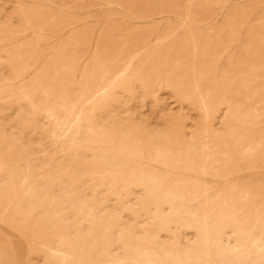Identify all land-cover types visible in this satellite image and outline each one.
I'll return each instance as SVG.
<instances>
[{
  "label": "rangeland",
  "instance_id": "1",
  "mask_svg": "<svg viewBox=\"0 0 264 264\" xmlns=\"http://www.w3.org/2000/svg\"><path fill=\"white\" fill-rule=\"evenodd\" d=\"M0 32V209L23 173L33 193L0 220V264H56L60 235L67 264L131 240L264 264V0H0ZM118 151L153 179L96 157Z\"/></svg>",
  "mask_w": 264,
  "mask_h": 264
},
{
  "label": "bare ground",
  "instance_id": "2",
  "mask_svg": "<svg viewBox=\"0 0 264 264\" xmlns=\"http://www.w3.org/2000/svg\"><path fill=\"white\" fill-rule=\"evenodd\" d=\"M109 10V9H108ZM188 28L190 27V26H187ZM192 28V27H191ZM191 30V29H190ZM150 32V31H149ZM1 33V32H0ZM138 37V36H137ZM191 39H193V38H191ZM141 40V39H140ZM133 42V41H132ZM135 42V41H134ZM142 42H144V41H142ZM147 43V42H146ZM155 43V42H154ZM157 43V42H156ZM110 44V43H109ZM158 44V43H157ZM25 45V44H24ZM145 45V44H144ZM153 45V44H152ZM17 46V45H16ZM181 46V45H180ZM21 47V46H20ZM118 47H120V46H118ZM131 47V46H130ZM141 47V46H140ZM193 47V46H192ZM133 48V47H132ZM133 50H136L135 48L133 49ZM195 50V49H194ZM103 51V50H102ZM118 52V51H117ZM150 52V51H149ZM97 55H99V54H97ZM137 55H140V54H137ZM132 57V56H131ZM21 58V57H20ZM127 61V60H126ZM138 61V60H137ZM108 62V61H107ZM125 62V61H124ZM131 62H132V60H131ZM88 64H89V62H88ZM93 64V63H92ZM125 64V63H124ZM172 64H173V62H172ZM33 65V64H32ZM106 65V64H105ZM112 65V64H111ZM129 65H131V64H129ZM176 65V64H175ZM87 66V65H86ZM85 66V67H86ZM90 66V65H89ZM94 66V65H93ZM109 67H111V66H109ZM129 67V66H128ZM31 68V67H30ZM127 69V68H126ZM85 71V70H84ZM127 71V70H126ZM95 72V71H94ZM102 72V71H101ZM108 72V71H107ZM125 72V71H124ZM124 72H122L121 73V75L119 76L120 77V81H119V83L121 82V83H126L127 82V80H128V77L124 74ZM44 73V72H43ZM90 73V72H89ZM194 73V72H193ZM17 74V73H16ZM81 74H83V73H81ZM81 74H80V76H81ZM107 75H109L108 73H106ZM20 75V74H19ZM34 75V74H33ZM153 75V74H152ZM194 75V74H193ZM35 76V75H34ZM43 76V75H42ZM15 77V76H14ZM17 77H18V75H17ZM40 77V76H39ZM84 77V76H83ZM103 77H104V75H103ZM35 78V77H34ZM33 78V79H34ZM87 78V77H86ZM97 78V77H96ZM32 79V80H33ZM36 79H37V77H36ZM35 79V81L34 82H36V81H38V80H36ZM99 79V78H98ZM31 80V79H30ZM31 80V81H32ZM80 80V79H79ZM95 80V79H94ZM100 80V79H99ZM113 80V79H112ZM112 80H111V82H112ZM193 80H194V78H193ZM29 81V80H28ZM92 81H93V79H92ZM23 82V81H22ZM96 82V81H95ZM102 82V81H101ZM116 82V81H115ZM194 82V81H193ZM31 83V82H30ZM23 84V83H22ZM109 84V83H108ZM142 84V83H141ZM32 85V84H31ZM87 85V84H86ZM38 86V85H37ZM62 86H63V84H62ZM61 86V87H62ZM109 86V85H108ZM107 86V87H108ZM147 86V85H146ZM167 86V85H166ZM28 87H30V86H28ZM33 87V86H32ZM36 86L34 85V89H36L35 88ZM111 87H113V86H111ZM111 87H110V89H111ZM194 87H195V85H194ZM31 88V87H30ZM33 89V88H32ZM108 89H109V87H108ZM141 89V88H140ZM27 90V89H26ZM26 90H25V94H26ZM29 90V89H28ZM37 90H38V88H37ZM60 90V89H59ZM59 90H58V92H59ZM63 90H64V88H63ZM66 90V89H65ZM103 90V87L101 86V84L100 83H96L95 84V86H93V89H92V92H91V95H94L95 93H98V95H100V98H101V96L102 95H104L103 94V92L104 91H102ZM112 90V89H111ZM28 93L30 92V91H27ZM33 92V91H32ZM34 92H36V91H34ZM61 92V91H60ZM65 92V91H64ZM83 92V91H82ZM81 92V93H82ZM196 92V91H195ZM88 93V92H87ZM59 94V93H58ZM32 95H33V93H32ZM31 95V96H32ZM57 95V94H56ZM55 95V96H56ZM82 95H83V93H82ZM207 95V94H206ZM26 96H28V97H30L28 94L26 95ZM86 96V95H85ZM208 96V95H207ZM86 98H88V97H86ZM199 98H201V97H199ZM205 98V97H204ZM28 99V98H27ZM32 100H33V98H31ZM66 99H67V97H66ZM88 99H90V98H88ZM202 99V98H201ZM60 100V99H59ZM87 100V99H86ZM102 100V99H101ZM99 101V100H98ZM203 101V100H202ZM201 101V102H202ZM31 102V101H30ZM57 102H59V101H57ZM89 102V101H88ZM87 102V103H88ZM61 103V102H60ZM80 103V102H79ZM86 103V104H87ZM71 104V103H70ZM54 105V104H53ZM56 105V104H55ZM94 105V104H93ZM198 105H200V104H198ZM83 106V105H82ZM51 107V106H50ZM74 107V106H73ZM202 107H203V105H202ZM226 107H227V105H226ZM204 108V107H203ZM91 109V108H90ZM226 109H228V107L226 108ZM93 110V109H92ZM49 111V110H48ZM53 111V110H52ZM80 111V110H79ZM78 111V112H79ZM50 112V111H49ZM58 112V111H57ZM204 116H205V118H206V116H207V114H208V108L205 110L204 109ZM51 113V112H50ZM49 113V114H50ZM229 114V113H228ZM233 114V113H232ZM78 114H76V116L75 117H78L77 116ZM237 115V114H236ZM52 116V115H51ZM55 116V115H54ZM204 116H203V119H204ZM224 116H225V114H224ZM241 117V116H240ZM243 117V116H242ZM51 118V117H50ZM230 118V117H229ZM229 118H227V119H229ZM100 119V118H99ZM231 119V118H230ZM246 119V118H245ZM74 120H76V119H74ZM79 120V119H78ZM206 120V119H205ZM55 121H56V119H55ZM60 122H62V121H60ZM77 122H79V121H77ZM203 122H204V120H203ZM72 123V122H71ZM92 122L90 121V120H88V125H87V129H88V131H90V130H93L94 131V129L92 128ZM209 126V125H208ZM206 128V127H205ZM206 130V129H205ZM4 133V132H3ZM80 133V127L79 128H77V130H75L73 133H71V135H70V137H69V140H70V142L73 144V145H76L77 143H78V138H77V135ZM88 133H90V132H88ZM229 133V132H228ZM231 134H232V132H230ZM229 133V134H230ZM113 134V133H112ZM206 134V133H205ZM225 134H227V133H225ZM229 134H227L226 136H228ZM242 134V133H241ZM236 135H237V133H236ZM204 135H202V137H203ZM215 136H217V135H215ZM225 136V135H224ZM233 136V135H232ZM206 137V136H205ZM204 137V138H205ZM230 137V136H229ZM4 138H5V136H4ZM214 138V137H213ZM223 138V137H222ZM59 139V138H58ZM93 139L96 141L95 143H97V145H98V147L96 148V149H101L100 147H102V146H104L105 145V141L104 140H101V139H99V138H97L96 136H93ZM201 139V138H200ZM168 140V139H167ZM169 141V140H168ZM234 141V140H233ZM241 141V140H240ZM235 143V142H234ZM82 145V144H81ZM203 145V144H202ZM206 145V144H205ZM235 145H236V143H235ZM178 146V145H177ZM215 146V145H214ZM21 147V146H20ZM70 147H72V146H70ZM76 147V146H75ZM202 147V146H201ZM111 148V147H110ZM204 148H206V146L204 147ZM114 148H112V150H113ZM190 149H193L192 147L190 148ZM196 149H198V148H196ZM202 149V148H201ZM237 149V148H236ZM89 150V149H88ZM94 150V149H93ZM109 150V149H108ZM129 150V149H128ZM77 151V150H76ZM169 151V150H168ZM170 151H172V150H170ZM207 151V150H206ZM175 152V151H174ZM184 153H185V151H184ZM173 154V153H172ZM176 154V153H175ZM107 153H105L104 154V152H102V153H98V155H96V157L98 156L99 158H102V159H104V161L105 162H107V164L109 165V167H111V168H115L116 170L115 171H118L119 170V172H120V174H121V177H122V179H124L126 182H135V183H140V182H145V181H147V180H152L153 179V177L151 176V174L149 173V172H147V171H144L143 169H142V167L141 166H137L136 168H131L130 166H128L127 164H125V163H127V162H125L124 161V159H125V156H124V154H123V152H119L118 151V153H117V161L115 160H113V159H109L108 157H107ZM210 155V154H209ZM172 156V155H171ZM174 156V155H173ZM213 156V155H212ZM93 157V156H92ZM169 157V156H168ZM94 158V157H93ZM164 158V157H163ZM166 158V157H165ZM171 158V157H170ZM177 159V158H176ZM182 159V158H181ZM157 160H159V159H157ZM172 160V159H171ZM174 160V159H173ZM204 160H206V159H204ZM211 160H213V159H211ZM168 161H170V160H168ZM176 161V160H175ZM183 162V161H182ZM157 163V162H156ZM164 163H165V161H164ZM171 163V162H170ZM193 163V162H192ZM218 163V162H217ZM183 164V163H182ZM100 165H101V163L100 162H98L97 163V169H100ZM200 165V164H199ZM122 167V168H117V167ZM190 166V165H189ZM91 167V166H90ZM194 167V166H193ZM199 167V166H198ZM67 168V167H66ZM190 168H192V167H190ZM173 169H175V168H173ZM100 171H102V169H100ZM183 171V170H182ZM27 178V177H26ZM25 174L23 173V176L19 179V182H15V180H11V191L9 192V195H7V196H5V198H4V204H3V206L1 207V209H0V220H5V219H7L8 218V214H9V212L11 211V209L13 208L12 206H13V204H14V201H16L17 203L18 202H22V197L26 194H29L31 197H33V193H32V189L30 188V187H27V186H25ZM124 181V182H125ZM152 182H154V181H152ZM204 183V182H203ZM97 184H98V182H97ZM52 185V184H51ZM205 186V185H204ZM158 191V190H157ZM6 195V194H5ZM188 195V194H187ZM177 196V195H176ZM190 196V195H189ZM228 196V195H227ZM173 197V196H172ZM147 198V197H146ZM176 203V202H175ZM215 203H217V202H215ZM32 205L34 206V204L32 203ZM140 205V204H139ZM221 205V204H220ZM32 206V207H33ZM222 206V205H221ZM220 209V208H219ZM34 210V209H33ZM221 210V209H220ZM32 213V212H31ZM134 213V212H133ZM222 213H223V211H222ZM236 213V212H235ZM156 214V213H155ZM227 214V213H226ZM232 214H234V213H232ZM232 214H230L229 213V215H231L232 216ZM237 214V213H236ZM224 216H225V214H223ZM27 216V215H26ZM230 216V217H231ZM30 217V216H29ZM204 217V216H203ZM210 217V216H209ZM229 217V218H230ZM235 217V216H234ZM255 217V216H254ZM26 221V220H25ZM204 222V221H203ZM234 223H235V221H234ZM204 224V223H203ZM236 224H238V223H236ZM239 225V224H238ZM240 226V225H239ZM205 227V226H204ZM225 227V226H224ZM250 227V226H249ZM45 228H47V227H39V229H38V233L36 234V236L38 237V238H40V236H41V234H42V231H44V229ZM199 229V228H198ZM202 229V228H201ZM206 229V228H205ZM204 229V230H205ZM205 232H207V231H205ZM217 232V231H216ZM239 231L238 230H235V234H237ZM95 233V232H94ZM119 233V232H118ZM231 233V232H230ZM242 233V232H241ZM96 234V233H95ZM243 234V233H242ZM97 236V235H96ZM119 236V235H118ZM195 236H197V234L195 235ZM244 236V235H243ZM208 234L207 233H204L203 235H202V237H200V238H202V240L204 241H202L203 242V244L204 243H206L207 244V241H208ZM80 240V239H79ZM238 240V239H237ZM240 240V239H239ZM242 240H244L243 238H242ZM154 241H156V240H154ZM154 241H151V240H149V242L147 241H139V242H133L132 240L131 241H128V242H126L125 241V244H126V247H127V249H126V252H127V255L125 256V258H114V259H111V258H108V260H105L104 261V263L103 264H112V263H116V264H188V263H186L187 261H190L189 262V264H208L209 263V261H208V257H209V255H208V247L207 246H205V245H200L199 247H198V249H197V251H196V253H194V255L193 256H191V257H189V256H185V255H190V253H188V252H184V251H182V250H180L179 248H176L175 247V249L173 250V251H171V252H167L166 251V253H169V254H172L171 256H167V257H165L166 255H163V256H161L160 255V252H159V250H158V245H156L155 243L156 242H154ZM200 242V241H199ZM258 242V241H257ZM234 243V242H233ZM56 244H57V249L55 250V252L57 253V252H59V258H58V260L56 261V264H67V260H66V257H65V254L64 253H73L72 252V250H74V248H72V246L71 245H69L68 243H67V240H66V237L64 236V235H60V236H58V238H57V241H56ZM66 245V247L67 248H69V250H68V252H67V250H65V249H62V248H59L60 247V245ZM235 245V244H234ZM59 246V247H58ZM261 246H262V244L260 243V244H257L256 245V249L258 250V251H260V248H261ZM219 248H221L222 250H227V249H236L237 250V248H238V245H236V246H226V247H224V246H222L221 244H219ZM246 248V247H245ZM240 250V249H239ZM242 250V249H241ZM52 251H54V250H52ZM70 251V252H69ZM231 251V250H230ZM246 251H247V249H246ZM232 252V251H231ZM235 252V251H234ZM233 252V253H234ZM237 252V251H236ZM180 254H182V255H184V256H182V255H180ZM239 256V255H238Z\"/></svg>",
  "mask_w": 264,
  "mask_h": 264
}]
</instances>
